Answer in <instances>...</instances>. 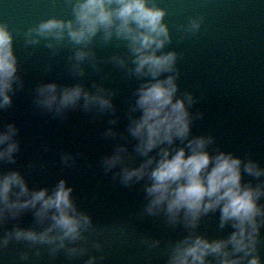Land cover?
<instances>
[{
  "label": "water",
  "instance_id": "obj_1",
  "mask_svg": "<svg viewBox=\"0 0 264 264\" xmlns=\"http://www.w3.org/2000/svg\"><path fill=\"white\" fill-rule=\"evenodd\" d=\"M229 1L232 3V7L229 12L231 13V19H229L230 22L222 24L221 21L220 24L216 23L213 24L211 28L205 29L204 35L207 37L206 39L208 40L211 36L215 37L221 34H228L226 31H231V28L236 26V18H239L240 14L245 11L244 8L250 5L252 10H254L255 15L248 18L250 20L249 25H246L245 22L241 23V30L248 31L253 38L260 40L262 49L260 51L252 48L253 50L251 53L246 54V56H252L253 58L264 62V23L259 22L258 24H254L252 22V18L254 17V19L258 21L259 13H261V16L264 17V0H246V2L244 0H220L219 4L213 0L211 1V5L214 6V9L207 10L209 13L206 11L207 13H202L203 15H200L201 11L206 10L207 5L210 4L207 0H146L149 8L153 6L161 10L160 6L162 5V9L165 10V17L163 18L162 23L170 29L174 28L179 32H182L183 29L190 30V28L185 26L184 23L193 18V24L197 23L196 25H198V27L193 26L192 29L195 31V34L199 39L203 37L200 32V27L203 26L205 22L206 24L209 23L208 21L213 22L214 18H218L216 19V21H218L220 14H224V5L227 6V2L229 3ZM77 2L78 0H0V25L6 26L8 31L11 33L12 50L16 58L17 67L15 79L8 91L11 102L7 106L0 108V125L5 122L4 127L6 132H8L10 121L19 118L15 117L16 114L13 115L8 112L10 108L13 110L12 113L18 111L19 109L17 106L23 103V97H26L27 101H29L30 98L39 99L40 96H44L45 94L42 95L41 93V89L45 87L44 83L49 82L48 85L54 84V81L62 78L63 75L61 73L66 69V63L76 61V59L79 60L78 56L74 57L73 54L69 52L74 50L77 45H82V43H85L86 41L76 43L67 34V29H64L62 35L60 36H57L55 32L41 35L37 31L42 23L53 19L63 21L65 23L71 21L73 23V27L77 28L78 24L76 22L74 12ZM258 3L262 6V9L260 10L257 9ZM113 7H115V5H113ZM253 26H255V28L258 27L260 30L258 32H252ZM215 28L216 32L213 31ZM67 35L68 39L66 38ZM230 37H232L234 41H237L238 44L248 40V38H244L243 40V37L240 38L236 33H234V36L230 35ZM244 49V53H247V50H250L247 47ZM64 56H66V60H63ZM121 82V79L118 80V83ZM256 88L257 87H255V89ZM62 89L63 88H61V92H59L58 97L65 90ZM81 105L82 104L78 102L76 105L72 106V110L76 111L77 118L81 115H85L88 119V112H86ZM32 106H37V109H41L42 105H29V107L25 108L26 112H24L20 117L23 121H25L31 129V132H34V135L36 136V144L41 152L39 157H34L37 159L36 161L51 163L52 159L63 157L62 155L66 151L73 150L74 153H78L79 148L77 147L80 146L82 141L74 138L69 142H66L64 147L61 148V151L57 153L56 157H53L54 148H59L56 145L57 139L53 145L54 139L51 137L55 134V127L47 126L45 121L39 123L36 121L32 122L30 119V122H27L26 118H30V116L34 115L35 118L39 115L41 116V112H37ZM68 112L69 109L61 115L66 116V113ZM91 117H93L92 113ZM257 117L259 120L256 122L255 132H264V120L260 122V117ZM261 117L264 118V111L262 112ZM127 118L130 119H118V121L115 122L117 125L115 134L117 135L116 141L118 143H114L112 141L110 142H112L111 144L115 145L117 148H120L123 155L132 153V157L129 162H131L130 170H134L139 169L147 162V160L153 157H151L150 154L147 156L140 154L137 155L136 153L130 151V149H127L128 145L126 143L129 144L133 141L132 144L130 143V147H133L134 149L137 144L136 142L139 140L134 137L130 131V127L132 126L133 121H135L132 119L133 116H127ZM235 121H230V119H228L224 123L223 121L215 123L214 120L207 122V127L211 128V130H209V134L212 141L207 138V134H204L203 138L210 141L205 145L204 151L208 152L210 156L215 157L220 153H224V150L228 147L227 144L232 143V146L234 145L233 148H235V155L238 154L239 157L244 159L241 165V172L244 179L248 177L247 180L250 183L247 186L258 188L259 186L257 183L264 184V179L257 182L255 178L250 176V174L245 171V166L250 163V158H254L256 155L255 146L251 139L249 138V142H244L243 144L239 143L237 141L239 138V132L237 130L230 138L222 139L216 138L220 135L215 136L216 132L222 130L220 131V133H222L223 129H225L227 125L229 126L232 123H235ZM83 123L86 126L85 129L82 128L86 135L84 140L89 141V139H91L89 119L83 120ZM110 126L111 124L108 123L106 127L108 128ZM19 132L20 131L15 132L11 140L8 142L15 143L17 145V150L13 153V158L11 160H0V175L18 172L23 177L30 193L33 191L47 189L49 194L54 191V187H57L63 179L75 176V173L73 172L74 169L68 173L69 170L67 163L62 165L63 170L59 176H54L53 173L44 174V177H46V180L48 181V185L45 188L39 187L37 184V181L42 175L39 171L37 175L33 176V179H31L29 175L25 176V172L21 171L24 166V164L21 163L22 159L20 160V163H16L19 161V158H16V155L22 150L19 146L20 140L21 138H25V135L19 134ZM0 133H3V131L0 130ZM251 134H253L252 130L248 132V136ZM123 135L126 143H119V141H122ZM245 140L246 139L243 141ZM102 142L103 140H97L96 143L93 144L94 147L98 149L95 151L97 155H95V157L91 156L94 157L99 164L106 163L107 159L105 157L107 156L103 158L102 156L107 155L106 151L111 149V146L103 148ZM175 143L177 145L180 141L177 139ZM6 148L7 144L0 146V150ZM177 148H180L179 144L177 145ZM172 149H176V147L173 146ZM186 150H188V148H186ZM238 155L236 157L237 159H239ZM261 156L262 161H260L257 157L256 164L264 168V153H261ZM159 159L160 156H158V159L155 160L158 161ZM82 163V156L77 155L76 158H74L73 164L80 167ZM155 166V163H153L145 169V174L142 178L133 177L129 181L124 180L125 170L119 171L116 169L114 178L115 183L112 181V175L106 176L103 169H98L97 174H101L100 176L98 174V176L92 180L93 183L90 186L92 188L86 189V192H84L86 195H83L84 197L78 196L74 193L71 194V196L74 195V207L79 209L80 214L85 215L90 219V223L81 229L80 238L88 237L93 240L96 238L103 240L106 239L110 242H102L100 244L97 243L92 245V247L87 250L85 247H78L76 240L71 241L66 239L63 241V247H61L59 239H57L54 243H42L40 241L17 239L15 236L16 230L19 229L42 233L51 227L52 221L49 218H45L43 220L38 218L36 216L37 209H24L18 214L19 218L11 217L8 215L11 212L7 211L6 213L5 211L3 218H0V253L1 257L5 258H0V264H5V262H7V264H38L41 257V250L36 252L28 250L33 249L36 245L40 244L45 246L47 245V247L43 250L48 252L46 254L47 258L41 262L42 264H90V262L91 264H169L176 246L189 237L195 239L196 237L201 236L209 242L229 239V235L232 234V229L233 232L235 230L232 227L231 222L221 227V215L220 217L213 216V214L218 215L220 213L219 209L209 211L207 214H202L195 226L185 219L184 213L181 216L180 221L172 219L167 213L165 206H161L160 208L154 210L153 213L144 211L149 207L152 200V197H150L147 193V188L151 186L152 181L147 177V175L150 176V172ZM32 170L33 168L28 172H32ZM85 176L86 175L83 173L81 176H76L75 178H80V183L82 184L88 181V179L83 180V177ZM103 181L109 183L110 185H103ZM244 184L245 183H243V185ZM65 186L67 188L71 187L67 183H65ZM18 191V188L13 189L11 200L14 201L17 199L14 193ZM122 191H127L129 194L127 196H123ZM261 191H264V188H262ZM122 197L123 203L121 205L120 200ZM27 198L28 197H21L20 199L23 200ZM79 202H89L92 206L97 203H102L100 204L101 207L98 211H100V213L102 211L103 214L100 215L95 212L93 208L90 209V207L84 210V207H81ZM258 203L262 208H264V196H261ZM260 220L264 221L263 218H260ZM163 224L166 225L164 228L166 232H164L163 229L160 230L154 228L156 225H160L156 227H162ZM212 227L215 228L216 238L211 240L207 234ZM49 235L60 236L62 233L59 232V230H54ZM5 239L8 240L6 245L2 243ZM134 241H139L144 247L145 252L143 253L141 259H137L139 250L136 246L127 248H123L121 246V243ZM262 248H264V222L260 227L255 251H261ZM73 249H75V251H73ZM161 249H163V251H161ZM17 251H19V253L21 252V257H17L14 254ZM225 251L230 253L228 259H239L245 255L243 252L235 253L232 245H228ZM255 251L252 254L256 253ZM110 255L112 258L115 256L116 258L114 260L107 258ZM117 256H121V258L118 259ZM206 259L207 264H221L223 257L212 254ZM213 261L216 263H213Z\"/></svg>",
  "mask_w": 264,
  "mask_h": 264
},
{
  "label": "clouds",
  "instance_id": "obj_2",
  "mask_svg": "<svg viewBox=\"0 0 264 264\" xmlns=\"http://www.w3.org/2000/svg\"><path fill=\"white\" fill-rule=\"evenodd\" d=\"M74 12L77 28L73 27L71 21L65 23L53 19L42 23L37 31L41 35L55 32L60 36L67 29L71 39L81 43L89 40L101 28L108 30L115 25L117 35L132 42L136 72L150 75L155 81L139 90L137 107L142 115L130 127L132 135L140 141L137 151L147 156L161 145L171 146L177 139L181 142L186 140L190 135L191 121L185 101L175 98L177 86L174 77L156 79L162 73L172 71L176 59L174 53L156 55L168 37L167 27L162 23L164 12L149 8L146 0H78ZM117 21L119 24H116ZM193 26L198 27L196 24ZM107 35L110 37L111 32L108 31ZM83 55L78 54V58H83ZM16 72L11 33L6 26L0 25V108L11 102L8 91ZM41 93L47 94L43 102L49 107L58 104L60 108H67L76 105L81 97L85 100V107L94 103L101 108L111 107L109 99L92 96L80 86L66 88L59 98L54 84L42 88ZM188 102L191 103V97H188ZM14 133L11 126L8 132L0 133V146L7 144L6 149L0 150V160L13 158L17 145L8 142ZM209 142L203 137L190 140L187 145L190 154L185 148L162 147L158 161L151 158L139 169L125 170L124 180L142 178L145 169L155 163L150 172L152 184L147 188L148 195L152 197L147 209L149 213L165 206L169 216L175 219L183 211L185 219L195 226L202 214L219 209L221 227L231 222L236 230L227 240L209 242L201 237H189L176 246L169 264H207L206 258L212 254L223 257L221 264H240L239 259H228L230 253L225 251L228 245H232L235 253L243 252L245 256H251L248 264H260L259 257L252 253L261 227L257 218L264 217V208L258 203L264 191L242 184L241 160L225 153L212 157L204 151ZM119 161L120 156L116 155L106 163L113 167ZM245 171L250 175H264V170H259L252 163L245 166ZM14 188L19 191L14 193L17 199L13 201ZM71 191L61 181L51 194L47 189L30 193L18 172L0 175V218H3L5 211L15 216L24 209H37L36 216L41 220L51 219V227L42 233L18 229L16 238L42 243H54L59 239L63 247L64 240L79 239L81 229L90 223L89 217L77 213ZM21 197L28 198L22 200ZM54 230H59L62 235L50 236ZM2 243L6 245L8 240Z\"/></svg>",
  "mask_w": 264,
  "mask_h": 264
}]
</instances>
